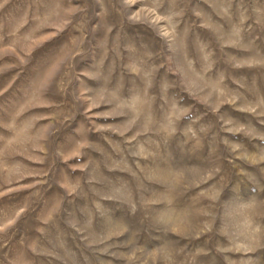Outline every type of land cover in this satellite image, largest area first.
<instances>
[{
	"label": "rangeland",
	"instance_id": "rangeland-1",
	"mask_svg": "<svg viewBox=\"0 0 264 264\" xmlns=\"http://www.w3.org/2000/svg\"><path fill=\"white\" fill-rule=\"evenodd\" d=\"M0 264H264V0H0Z\"/></svg>",
	"mask_w": 264,
	"mask_h": 264
}]
</instances>
